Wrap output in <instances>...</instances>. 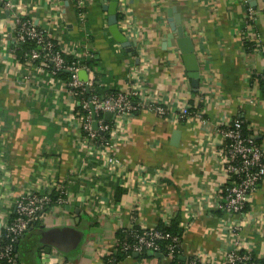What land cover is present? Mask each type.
I'll return each instance as SVG.
<instances>
[{
  "label": "crops",
  "instance_id": "1",
  "mask_svg": "<svg viewBox=\"0 0 264 264\" xmlns=\"http://www.w3.org/2000/svg\"><path fill=\"white\" fill-rule=\"evenodd\" d=\"M68 1V6L64 0L0 5V224L14 213L21 192L35 186L47 191V178L54 177L73 195L67 204L43 211L20 239V263L105 264L120 231L176 219L183 228V264L199 255L203 261L197 264H224L231 247L226 227L234 225L241 227L244 249L264 261V180L243 215L216 208L231 182L220 151V123L242 120L264 146V0H120L119 29L133 45L132 55L112 37L103 0H80L83 21L78 0ZM249 7L255 20L248 23ZM173 8L194 44L198 90L170 26L168 10ZM18 15L44 29L66 57L92 52L106 88L141 89L174 111L171 117L151 111L124 117L114 142V153L126 165L122 175L97 174V165L84 161L78 132L66 120L74 104L66 80L37 69L38 63L24 64L15 51ZM185 107L191 118L177 117ZM175 131H180L176 144ZM118 188L123 191L119 199ZM41 225L76 226L82 242L67 250L33 244ZM119 264L168 260L132 254Z\"/></svg>",
  "mask_w": 264,
  "mask_h": 264
},
{
  "label": "built area",
  "instance_id": "2",
  "mask_svg": "<svg viewBox=\"0 0 264 264\" xmlns=\"http://www.w3.org/2000/svg\"><path fill=\"white\" fill-rule=\"evenodd\" d=\"M11 0H0L8 7ZM78 17L80 21L85 19L82 3L77 1ZM255 20L254 9L249 7L247 22ZM16 30L15 45L32 42L29 50H24L22 58L24 64L38 61L37 69L45 68L50 75L57 77L59 82L63 79L59 73L66 71L71 74L66 80V87L74 104L67 115L66 120L75 127L78 132V143L85 148V158L94 167L97 174L101 170L120 176L124 173L125 164L121 158L114 153V142L119 130L124 126L125 116H135L142 111H151L162 117H171L174 111L161 102L153 101L145 95L141 89L134 88L130 91H117L102 98L93 93L89 98L86 93L91 94L92 81L90 77L82 80L79 77L81 71L93 74L95 68L86 62L93 53L86 51L81 55L72 56L67 59L58 44L37 26L30 18L16 16L14 18ZM29 79L30 76L26 75ZM264 83V72L260 75ZM81 110H77V101ZM110 113L109 119L105 117ZM192 111L185 107L178 112L177 117L189 119ZM97 122V128L93 123ZM223 137L221 155L225 162L227 174L231 182L226 184L220 196L216 208L223 213L243 215L252 195L257 191L260 183L264 180V146L259 143L256 136L246 130L242 120H228L220 123L218 129ZM50 188L42 191L38 187H31L21 192L15 200L14 215L12 214L0 231V263L21 264L17 255V245L31 226L41 220L42 212L53 205H64L72 198L67 187L58 183L54 177L45 180ZM57 189L58 197L52 195V189ZM74 197H77L74 194ZM231 237V247L226 249L224 264H264L257 258L252 250L243 247L240 240L239 225L226 227ZM183 236L173 233L163 227H142L123 230L112 253L108 257L107 264H117L115 256L118 250L131 256L134 253L144 254L149 250L163 253L168 264L179 254L182 255ZM202 257L196 256L190 260L191 264L202 262Z\"/></svg>",
  "mask_w": 264,
  "mask_h": 264
},
{
  "label": "water",
  "instance_id": "3",
  "mask_svg": "<svg viewBox=\"0 0 264 264\" xmlns=\"http://www.w3.org/2000/svg\"><path fill=\"white\" fill-rule=\"evenodd\" d=\"M65 5H69L68 0H64ZM119 1L120 0H103L104 8L108 11V24H109V31L112 35V37L120 42L121 46L130 54H133L134 47L132 43L126 39L125 35L120 31L119 24H118V7H119ZM1 5V4H0ZM168 14L170 16V26L174 33L176 34L177 43L179 46V49L181 50L183 54V59L185 64L187 65V68L189 70L190 78L192 79V85L195 88V90H198L199 87V65L198 60L195 54L194 50V44L190 38V36L186 35L184 26L182 24V18L179 14H177L175 8L169 9ZM79 77L82 80H86L88 77V73L86 71H81L79 73ZM111 116L110 113H106L105 117L109 119ZM94 128H97V122L95 121L93 123ZM180 138V131H175L173 135L174 144L178 142ZM67 209H70L71 211L78 212L79 209H76L73 205H66ZM2 228V225L0 224V230ZM32 228V227H31ZM41 232L39 235L34 239V243L36 245H49L53 246L55 248H60L67 250L68 246L71 245L73 247H78L81 244V239L76 237L78 229L76 226L66 225L63 227L55 226L52 228H45L44 225H41ZM26 237H23L24 239ZM78 238V239H77ZM22 241V240H21ZM18 245H17V251H18ZM135 256H139L138 253H134ZM147 255L149 256H155V257H165L163 253L154 252L152 250H149L147 252Z\"/></svg>",
  "mask_w": 264,
  "mask_h": 264
},
{
  "label": "trees",
  "instance_id": "4",
  "mask_svg": "<svg viewBox=\"0 0 264 264\" xmlns=\"http://www.w3.org/2000/svg\"><path fill=\"white\" fill-rule=\"evenodd\" d=\"M246 44H247L246 46L248 47L249 51L253 50V46H252V44L250 42H248V43L246 42ZM18 46H19L18 49H17L18 57L21 60V62L24 63V59L22 58L23 51L24 50H29L32 46H34V43L29 42V43L20 44ZM66 58L67 59H71V57H66ZM86 62L88 64H90L92 67L95 68V78L93 79L92 84H91L92 85L91 94H89V93L85 94V96L87 98H89L93 93H96L100 97L104 98L108 94L115 93V92L118 91V90H115V89H108V88L105 87V85L103 83V79H102V77H101V75L99 73V70L96 67L97 63H98V60L96 59L95 55H92L90 58L86 59ZM34 63H38V61H34ZM59 75L65 80H68L71 77V74L69 72H66V71L60 72ZM260 82H261V85H262V87L264 89V83L262 82V80ZM79 101L80 100L77 101V106H76L77 110H81V106L78 104ZM122 192L123 191L118 188V191H117V194H116V198L117 199L120 198V196H121L120 194ZM52 195L54 196L55 199L58 197L57 196L58 195L57 189H55V188L52 189ZM13 215H14V213H13ZM179 222L180 221L178 219H176L172 223L167 224V225L165 224V225H162L160 227H163V229H167L168 231H171L173 233H178V234L183 236V228H182V226H180ZM119 234H120L119 235L120 236L119 239H120L123 236V232L120 231ZM142 255L144 256V255H146V253H144ZM113 257L116 259L117 264H119L120 260H122L123 258L127 257V254L122 252L121 250H118L116 252L115 256H113ZM181 257H182V255L178 254L173 259V261L170 262V264H183V260H182ZM107 262H108V257H107V259H105V264H107ZM1 264H6V263L3 261V262H1Z\"/></svg>",
  "mask_w": 264,
  "mask_h": 264
}]
</instances>
